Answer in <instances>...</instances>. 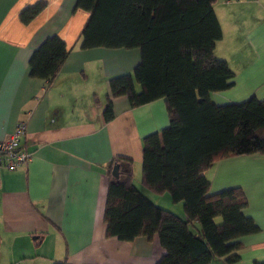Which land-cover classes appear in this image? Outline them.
Instances as JSON below:
<instances>
[{"label": "crops", "instance_id": "crops-1", "mask_svg": "<svg viewBox=\"0 0 264 264\" xmlns=\"http://www.w3.org/2000/svg\"><path fill=\"white\" fill-rule=\"evenodd\" d=\"M44 2L29 23L20 13ZM76 0H0V140L17 122L26 133L21 147L31 161L0 173V264H156L165 251L157 236L132 241L107 238L103 213L106 172L114 157L132 161L133 184L154 205L185 219L181 203L141 184L142 139L168 126L163 99L131 107L112 101L114 118L102 112L111 78L131 74L138 49H81L88 18ZM222 38L214 57L233 73L231 87L211 95L216 105L264 99V0H215ZM60 38L68 56L52 83L28 76L32 52L50 36ZM208 194L240 188L243 214L257 231L239 239L234 263H264V155L214 162L205 172ZM136 181V182H135Z\"/></svg>", "mask_w": 264, "mask_h": 264}, {"label": "trees", "instance_id": "trees-1", "mask_svg": "<svg viewBox=\"0 0 264 264\" xmlns=\"http://www.w3.org/2000/svg\"><path fill=\"white\" fill-rule=\"evenodd\" d=\"M215 0H76L88 18L81 49H138L131 74L113 77L102 112L114 118L112 101L126 97L131 107L163 99L168 126L142 139L141 184L181 203L185 219L151 203L133 184L132 161L114 157L106 172L103 213L106 237L132 241L157 236L165 253L156 264L234 263L240 238L258 229L243 214L240 188L209 195L204 172L216 161L264 155V99L216 105L211 95L231 87L233 73L216 59L222 38ZM45 7L38 2L19 15L29 23ZM68 56L53 35L32 52L28 76L52 83ZM118 165V177L111 175ZM258 264V263H256ZM264 264V263H262Z\"/></svg>", "mask_w": 264, "mask_h": 264}, {"label": "built area", "instance_id": "built-area-1", "mask_svg": "<svg viewBox=\"0 0 264 264\" xmlns=\"http://www.w3.org/2000/svg\"><path fill=\"white\" fill-rule=\"evenodd\" d=\"M26 133L23 121L16 123L14 130L3 140H0V173L3 170L14 171L25 167L32 159V154L21 147V141ZM14 264H24L19 261Z\"/></svg>", "mask_w": 264, "mask_h": 264}, {"label": "water", "instance_id": "water-1", "mask_svg": "<svg viewBox=\"0 0 264 264\" xmlns=\"http://www.w3.org/2000/svg\"><path fill=\"white\" fill-rule=\"evenodd\" d=\"M111 175L115 178L118 177V165H114L111 170Z\"/></svg>", "mask_w": 264, "mask_h": 264}, {"label": "rangeland", "instance_id": "rangeland-1", "mask_svg": "<svg viewBox=\"0 0 264 264\" xmlns=\"http://www.w3.org/2000/svg\"><path fill=\"white\" fill-rule=\"evenodd\" d=\"M136 182V181H135Z\"/></svg>", "mask_w": 264, "mask_h": 264}]
</instances>
